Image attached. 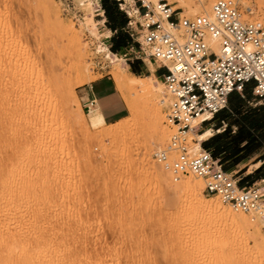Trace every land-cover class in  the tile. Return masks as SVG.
<instances>
[{"label": "rangeland", "instance_id": "obj_1", "mask_svg": "<svg viewBox=\"0 0 264 264\" xmlns=\"http://www.w3.org/2000/svg\"><path fill=\"white\" fill-rule=\"evenodd\" d=\"M113 1L116 2L115 5ZM168 1L172 3V8L185 6L187 8L186 11L183 12L185 16H192V13H188V10L192 12V9L196 6L198 9L199 7L201 8L194 0ZM95 3L96 2L93 1L90 5L87 3V0H82L83 5L80 0H0V18L2 17V21L7 20L11 23L6 30L9 31L5 33L11 35L12 39L17 38V42L19 41L15 43L14 40L13 42L15 44L13 47V44L10 43L9 45L11 46L8 44L2 46L0 57H7L17 51L13 48L21 49L20 47L28 46V49H32L31 53L34 54L35 51V54H37H32L34 56L32 58L34 64L39 66L42 63V57L38 55V53L39 51H45L47 55L44 53L43 56L42 53V56L47 58L48 61L50 60L51 64L54 63L53 65H57L59 63H65L68 68L71 67V72L74 70L75 66L79 65L81 66L79 73L86 76L91 75L94 80L102 76L109 77L112 80V69L117 63V66H120L119 68L124 75L131 72L134 73L130 68V65H132L137 71L134 75L142 78L146 75L151 76L150 74L152 73L148 71L147 67L152 69V64L143 53L141 52L139 54L141 59L135 58L136 52L134 51L140 50L138 42L134 40V38L138 37L135 34L136 24L134 20H136V18L133 16L129 17L124 11L127 10L128 6L124 5L120 8L116 0H98V6ZM186 3L187 5H185ZM207 3H203V6L209 11V3ZM253 3L259 9L258 17L264 18V0H253ZM66 4L68 5L67 9H65ZM106 6L109 11H107L108 9H106ZM89 17H92L98 33H90V31L92 32L94 30L92 23L88 21L90 19ZM109 17L111 19H109ZM128 21H131V26L128 24ZM117 23H120L121 27H117L116 30H113L112 26ZM70 27L74 29L79 39V46H84L83 48L79 47L83 54V57L80 59L76 55L75 48H70L66 43V35L64 34ZM125 35L128 37V41L124 40ZM11 36L8 37L11 39ZM116 42L123 43V48L111 50V47H114ZM19 45L20 47H18ZM33 49L35 50L33 51ZM108 51L119 57L120 61H116L112 55L110 56L111 58L107 56ZM67 71L70 73V70ZM69 73L67 72L64 75L58 76L57 80L63 83L65 80L73 79L75 76L74 72H72L73 74ZM155 77L157 80L154 81V84L158 85L159 88L157 103L161 109V113H163L162 125L163 128L167 129L169 128V124H166L164 120L167 99L162 81L157 76ZM93 81L73 85L72 93L68 90H62L61 95L63 104L64 102L67 103L65 112L63 111L64 114L67 112V115L65 114L64 116L65 119L61 121L58 119L62 116L60 112L57 115L58 120L56 122L47 115L48 117L45 116V119L47 118L46 120L49 122L47 121L46 125L43 122V128L41 126L38 127L40 128V133H38L39 135L36 138L39 139L33 144L32 149L39 154H41L40 152L45 154V151H48L50 157L48 165H29L23 168V170L25 168H27V170L22 173L26 175V177H33L43 170V166H47V169L49 166V171H56L57 169V173H53L52 171L53 175L52 173L50 175L51 180L48 179L49 182L51 181V184L54 183L52 184V189L55 191L54 198L53 196L50 197L51 200L48 198V202L47 199L45 201L44 198H42L44 201L39 200L40 203L37 202V205L40 207V210L47 211L50 208H64L63 213L64 215L66 213L65 217H68L67 219H69V222L72 221L70 224L78 226L79 230L77 229V231H79L80 236L82 235L79 238L87 240L86 243L91 245L89 253L96 252V250L98 251L99 249V251H110L118 258L124 257L127 254H133L134 257L137 256V259L133 258V260L136 261L139 258L143 260V264H147L148 262V264H174L175 261H173V258L169 257H175V249L176 247L177 249L179 248L176 238L178 234L169 226L175 224L174 226H179V236L184 243L188 240L189 242L193 241L191 238L197 241L201 240V249L198 251V257L196 259L200 264H264V205L256 214H245L247 216H252V220L255 221V227L258 231L254 233L252 227H231L228 225V222L226 221V223L220 216H211V214L205 215L203 213L198 214L196 217L189 216L184 210V207H186L184 201L190 198L181 194L179 197H181L184 205L180 204V206H178L172 201L175 199V197H172L174 194H172V192L168 193L165 188L163 189V187L159 185L161 184L160 180L154 179L152 176L151 178L150 176H145V178L142 176V148L147 141L148 143L151 142L149 141L148 133H146V122L148 117H146L147 113L144 111L147 106L144 104H147L148 101L145 97L139 96V98L136 97L135 99L138 111L140 109V113H138L136 117L132 118L129 111H126L124 114V117H126L125 120H121V122L117 123V125L123 123L128 124L129 128L127 132L129 136L127 134L125 137L123 136V138H104V140H102L103 144L100 145L98 142L99 138L96 136L99 134L98 129H91L90 133H86L74 125L76 119L80 120V110L83 112L79 99L80 90L84 85ZM148 82L152 85L151 81L148 80ZM11 87V85L5 87V91L3 87L5 93H1L3 94L1 95L3 98L1 97L2 100L0 99V156L1 158L4 157L5 160L13 159L16 156L14 155L16 152L19 156L21 151L23 152L25 148H27L24 146L22 147V139L32 135L30 131V133L27 131V127L18 122V115H20V113L22 115L23 113V116H25L24 114H26V112H24L25 110L21 109L20 106H17L18 104H15V84L14 87ZM122 98L125 100L123 96ZM73 99L75 101H73ZM162 99H164L163 102ZM76 101L78 102L76 103ZM138 106H140V108ZM60 109L62 111L63 107ZM83 113L85 120H87L89 114L86 112ZM50 121L54 124L50 123ZM48 123H50V125ZM16 126H19L18 128H20V130L17 129ZM206 127L212 128L211 135L205 140H202L200 146L202 147V143L211 138V149L215 152H217L218 148L224 150V152L220 154L215 153V158H219L225 166L229 167V170L240 178V181L244 179L246 174L256 170L255 166H252V163L259 161L260 164L258 165L262 166L264 164V99L254 96L249 87L241 94H232L231 99L228 100V109L207 124H204L201 128H196L195 132L201 133ZM23 130L25 132H23ZM173 131L174 130L171 131V134ZM25 133H27V135ZM145 134L147 135L146 138ZM17 137L19 138L17 139ZM195 138L193 134L189 133L187 135V145L192 153L197 152L191 147V143L195 141ZM39 140L40 143L38 142ZM167 141L168 139L163 144H166ZM85 144L90 147L87 149V145ZM92 144H94L93 147ZM150 144L151 151L149 156L151 162L158 166L162 173L164 172L168 175V181L171 183L181 182L182 184H186L187 177L191 175L199 180L201 186L200 192L203 195L211 197V199H217L223 207L238 213V211L233 210L230 205L222 203L217 195L206 193L203 190V180L196 178L192 174L186 175L179 181H172L170 173L167 172L166 169H163V164L153 159L152 152L156 149L154 144ZM44 146L46 147L44 148ZM84 147L86 150H84ZM43 149L46 150L43 151ZM249 164H252L248 169L250 172L245 173L242 171L243 169L241 168ZM9 166L10 165L6 163L4 166L5 169H3L4 172L2 171V173L5 174V171L10 168ZM30 166L31 168L29 169ZM263 173L264 168L261 167L258 174H253L254 178L252 180H243V182H248L250 184L254 183L256 187L261 188L264 186V180L261 179V176L264 175ZM58 176H63V178H65L63 181L64 184L62 181L57 182V180L56 183L55 181L53 182V178L58 179ZM57 183H61L60 185L58 184L59 188L56 187ZM5 184L4 182L2 185L1 194L4 195L3 198L5 200L11 195L13 196L6 200V202L8 201L7 203L12 204L11 207L13 206L14 209L18 207L17 209L19 210L20 207V210H23V207H26V203L27 207L31 203H28L29 200L32 201L31 199L34 200L39 194H42L41 191H39L40 188L33 190L34 192L29 191L27 193L23 190L20 191V187L17 185L15 186L13 182L9 184L13 190ZM4 185L7 188H5ZM131 187H135L134 192L131 190ZM3 189H5L4 192L8 189L10 193L6 191L7 193L5 192L6 194H4ZM147 189L148 193L145 192ZM14 190L15 192H13ZM261 192L264 194V189H261ZM59 197H62L60 198L61 200ZM52 200L54 201L53 203H51ZM20 203H22L21 205L23 206H21ZM43 205L48 209H44ZM39 207L37 208L38 210ZM181 208H183L184 211H181ZM68 211L69 213H67ZM182 212L185 213L182 215ZM185 214L187 215L186 218L184 217ZM240 219L238 218V221H241ZM80 226H82L81 229ZM254 239H256V241H254ZM166 252L167 255L165 254ZM168 254L169 257H167Z\"/></svg>", "mask_w": 264, "mask_h": 264}, {"label": "bare ground", "instance_id": "obj_2", "mask_svg": "<svg viewBox=\"0 0 264 264\" xmlns=\"http://www.w3.org/2000/svg\"><path fill=\"white\" fill-rule=\"evenodd\" d=\"M261 1H263V0H261ZM80 2L82 4V0H80ZM92 2H93L92 0H87V3L90 5ZM185 5H187V3ZM199 5L201 6V8L199 7V9H198V7L196 6L195 8L192 9V12L188 10V13H192L191 15H194V14L202 13V11H204L206 14H210L209 11L204 8L203 3H201ZM1 18H0V50H1V47L5 46L6 44H8V45H9V43L13 44L12 45V47H13L14 44L17 42L16 41L17 38L12 39L11 35H8L5 33V32L9 31V30L8 31H6V30H7L8 26L11 25V23L8 22L7 20L2 21ZM89 18H88L89 19L88 21L90 23H92V25H93L92 27L94 30L92 32L90 31V33H92V34H94L96 32L98 33L92 17H89ZM64 35H66V38H65L66 43L70 46V48L71 47L75 48L76 53H77L76 55L78 56V58L80 59L81 57H83L81 49H79V47H81V46H79L80 45L79 39L77 38V35H76L74 29L72 27L68 28ZM8 36H11V39ZM9 46H11V45H9ZM18 47H20V45ZM27 47L28 46L20 47L21 49L13 48L14 50H17V51H15L11 55H8L7 57H2V58L0 57V99L2 97L1 95H3L1 93H5L4 92L5 87L10 86V85L12 87H14V84H15L16 91H15V93L13 91V93L15 94L14 95L15 96L14 100L16 101L15 104H18L17 106H20V108L25 110L24 112H26V114H24L25 116H23V113H22V115H21V113H20V115H18V119H19L18 122L21 123L23 126L27 127L28 132L30 131L32 133V135H29L23 139L21 138L22 143H23V145L21 144L22 147L23 146L27 147V148H25V150L23 152L20 150L21 147L19 145L20 143L18 142L19 143L18 145L20 147L19 150L21 151V153L19 154V156L17 155L18 154L17 152H16L17 154L13 153L14 155H16L18 157L15 156L13 159L11 158L9 160L8 159L5 160L4 157H3L4 158L3 159L0 156V264H134V262H135V264L142 263L143 260H141L139 258H138V260H136L137 256L134 257L133 254H127L124 257L122 256V257L118 258L114 254H112L110 251H99L98 245H97L98 247L96 246L98 251L96 250V252L89 253V249H90L91 245L90 244L88 245V243H86L87 240H83V239L79 238L82 236V235L80 236L79 231H77V229L79 230V228H78V226H76L74 224H70L72 221L69 222V219H67L68 217L67 218L65 217L66 213H65V215L63 213L64 208H61V209H55V208L51 209L50 208L51 209L50 210L46 207L48 209L47 211H45V210L41 211L40 207L37 205V202H39V200H43L42 198H44L45 201L47 199V202L49 200H51L50 197L53 196V198H54L55 191H53V189H52V184H54V183L51 184V181L49 182V180H51L50 175H51L52 171H53V173L57 171V169H56V171H54V170L49 171L50 170L49 166H48L49 170L47 169V166H45V167L43 166V170H41L40 173L34 175L33 177H26V175H24L22 173L23 171L27 170V168H25L24 170H23V168L26 166H29V165H34V166L36 164H37V166L46 165V164L48 165V161L50 159V157L48 155V151H45L46 152L45 153L46 155H45L42 152H40L41 154L36 153V151L34 149H32L33 144L36 143L37 139H39V138H36L39 135L38 133H40V128H38V127L41 126L43 128V126H44L43 122L45 123V125L47 124L46 122L48 120H46L47 118L45 119V116L48 117L47 115H49V118H51V119L53 118V121H55V122L58 119L60 121L62 119H65L64 116L67 112L65 114H64V112H65V109L67 107L66 106L67 103L64 102V104H63V99H62V95H61L62 90H65V91L68 90L72 93L73 92V85H79V84H82L85 82H90V81H93L94 79L91 75L86 76V75H82L81 73H79L81 66L78 65V66H75L74 70L72 71V72H74V75H75L73 77V79L65 80V82H63V83L59 82L57 80V77L60 75H64L67 72L69 73V71H67V70H70L69 74H71L72 73L71 67L68 68L67 64H65V63H59L57 65H53L54 63L51 64L50 60L48 61L47 58L43 57L45 51L44 52L39 51V53H38V55H40L42 57V61H41L42 63L38 66L37 64H34V61H32V58L34 57L33 55L35 54V51H34L35 49H33V51H34V54H33V53H31L32 49L30 50ZM83 47H81V48H83ZM38 49H39V47H38ZM43 49H44V47H43ZM42 53H43V56H42ZM35 55H37V54H35ZM45 55H47V54L45 53ZM111 55L115 58L116 61L117 60L120 61L119 57H117L114 53H111L110 51H108L107 56L110 57ZM59 59H60V57H59ZM117 65H118V63H117ZM117 65H115L112 69V79L116 85L118 92L124 97V99H125L124 101L127 102L126 106L128 108L129 113L131 114V117L134 118L138 115V113H140V109L138 111L137 104H135L136 97L139 98V96H143L148 101L147 104H144L145 106H147V107H145L144 111H146L148 116L145 113L144 114L146 115V117H148V120L146 122V127H147L146 133H148L147 135L149 136L148 138H149V141H151V142L148 143V141H147L145 143V145H143V148H142V152H141L142 157L141 158H142L143 170L141 168V171L143 172V174H146V175L142 174V176H144V178H145V176H150V178L152 176L154 179L156 178L157 180H160L161 184H159V185L161 187H163V189L165 188L168 193L172 192V194H174L172 197H175V199L172 201H174V204H177L178 206H180V204L184 205V203H182L183 201L181 200V197H179L181 194L186 195L187 198H190V199H187V201H184L185 206H186V207H184V210L191 217H196L198 214H202V213L205 215L211 214V216H213V215L220 216L221 218H223L225 220V222L227 221L228 225H230L231 227H243V226L244 227H252L254 233L255 232L257 233L258 229L255 227L256 224H255V221L252 220V216H247V215H245V213H241V212L240 213L239 212L238 213L232 212L230 209L223 207V205H221V203L217 199H215V198L211 199V197H206L205 195H203L200 192L201 186L199 184L198 179H195L194 177H192L190 175L187 177L186 184H182L181 182L171 183L170 181H168V179H169L168 175H166L163 172L165 174V176H164L161 169H159L158 166L154 165V163L151 162V159L149 156V153L151 151V144L150 143L155 145L156 150L163 149V146H164L163 143L170 137V135H172L171 131L175 130V126L169 125L168 126L169 128H167V129L163 128V125H162V122H163V115L162 114L163 113H161V109L157 103V96L159 95V88H158V85L154 84V81L157 80L156 77L152 74H151V76H145L144 78L136 76L133 73H127L124 75L123 72L119 68L120 66H117ZM119 65H121V64H119ZM148 80L152 82V85L149 84ZM3 87H4V91H3ZM1 91H3V92H1ZM9 96H8V98H9ZM75 97H74V99H75ZM74 99H73V101H75ZM5 101H6V99H5ZM163 101H164V99H162V102ZM77 102L78 101H76V103ZM160 102H161V100H160ZM2 103H4V102H2ZM166 104H167V102H166ZM61 106L63 107L62 111L60 109V108H62ZM138 107L140 108V106H138ZM16 108H18V107H16ZM79 109H80V106H79ZM96 111L97 110L91 112L90 114H92ZM59 112L61 113L62 116L59 115L61 117H59L57 119V115ZM72 112H74V111H72ZM78 113H79V111H78ZM70 114H73V113H70ZM50 115H51V117H50ZM79 115H80V120L76 119L77 120L76 121L74 119L75 124L74 123H72V124L76 125L77 127H79L80 130H82L86 133H90L91 129H98L99 134L96 136H97V138H99L98 142L100 143V145L103 144L102 140H104V138H109V139H111V138L115 139V138H120V137L123 138V136L125 137V135L128 134L127 130L129 127H128L127 123L117 125V123L121 122V120L124 121L125 118L121 119L115 123H106V121H105V119L101 113H95V114L89 115L87 120H85L84 113L81 110H80ZM2 117H4V116H2ZM11 117H12V115H11ZM54 118H55V120H54ZM77 118H78V115H77ZM66 120H67V118H66ZM164 120L166 121L165 118H164ZM51 121H50V123L53 122V121L52 122ZM199 121H200L199 118L194 120L193 123L191 124V129L188 131V134L189 133L193 134V136L196 137L195 141H193L191 143L192 144L191 147H193V149L197 152H199V150L202 149V147L200 146V142L202 140H205L208 136H210L211 130H212V128L206 127L201 133H196L194 130V127L198 124ZM3 122H4V120H3ZM50 123H48V124L50 125ZM52 124H54V123H52ZM18 127H17V129L20 130V128H18ZM47 127H48V125H47ZM21 128H22V126H21ZM45 131H46V129H45ZM77 131H78V129H77ZM23 132H25V131L23 130ZM25 134L27 135V133H25ZM147 135L145 136V138L147 137ZM72 136H74V135H72ZM128 136H129V134H128ZM0 138H1V136H0ZM18 138L19 137H17V139ZM41 139H42V137H41ZM3 140H5V139H3ZM15 141H16V139H15ZM38 142L40 143V140ZM99 143H97V144H99ZM95 144H96V140H95ZM41 145H42V143H41ZM85 145H87V144H85ZM93 145L94 144H92V147H93ZM46 146H44V148ZM83 146H84V144H83ZM85 147H84V150H86ZM89 147L90 146L87 145V149ZM98 147H99V145H98ZM34 148H36V147H34ZM15 149H16V147H15ZM44 150H46V149H43V151ZM52 154H53V152H52ZM86 154H87V152H86ZM4 156H5V154H4ZM51 156H53V155H51ZM6 163H8V165H10L9 166L10 168L8 167L9 169L6 170L5 174H4V173H2V171L4 172L3 169H5L4 166L6 165ZM258 164H259V162H255L253 164V166H258ZM30 168H31V166L29 167V169ZM44 168H46V169H44ZM52 169H54V168H52ZM60 169H61V167H60ZM163 169H165V168L163 167ZM38 172H39V170H38ZM53 173H52V175H53ZM25 174H27V173H25ZM55 177H56V174H55ZM167 177H168V179H167ZM56 180H57V182H59V181L63 182L65 180V178H63V176L59 177L58 179L53 178V182L55 181V183H56ZM4 182L6 183L5 184L6 186H9V188H12V187H10L9 184L13 182V183H15V186L17 185L20 187L19 188L20 191L23 190L27 193L29 191H33V190H36L37 188H40L39 191H41L42 194L41 195L39 194L38 197H36V195H35L36 199H34V200L31 199L32 201L29 200L28 203L31 202L29 204L30 206L28 205V207H27V205H26L27 203H26L25 204L26 207L25 208L23 207V210H20L21 209L20 207H19V210L17 209L18 207L14 209L13 206L11 207L12 204L7 203L8 201L6 202V200H8L12 195L8 199L5 200L3 198L4 195L1 194V189H2V185L4 184ZM58 184L60 185L61 183H57L56 187L59 186ZM63 184H64V182H63ZM134 184H133V186H134ZM5 185H4V187H5ZM12 186H13V184H12ZM5 188H7V187H5ZM53 188H54V186H53ZM8 189L6 191H9ZM134 189H135V187L134 188L131 187V190H133V192H134ZM4 190L5 189H3V192H4ZM12 190H13V188H12ZM56 190H57V188H56ZM5 192H4V194L7 193V192L6 193ZM13 192H15V190ZM145 192L148 193V189L145 190ZM9 193H10V191H9ZM59 194H60V192H59ZM57 196H58V194H57ZM57 196H55V197H57ZM16 197H17V195H16ZM48 198H50V199L48 200ZM60 198H62V197H59V199ZM16 202H17V200H16ZM53 202L54 201L52 200L51 203H53ZM22 203H20V205ZM57 203H58V201H57ZM9 204H10V206H9ZM46 205H48V204H46ZM21 206H23V205H21ZM36 206L39 207V210L37 209L38 207H36ZM58 206H59V204H58ZM53 207H56V206H53ZM43 208L46 209L44 207V205H43ZM184 210H183V208H181V211H184ZM185 212H182L181 214L183 215V213H185ZM67 213H69V211ZM186 216L187 215L185 214L184 217L186 218ZM238 218L239 219L241 218L240 219L241 221H238ZM180 221H178V222H180ZM175 223H177V222H175ZM238 224H240V225H238ZM174 225L175 224H172L169 227L172 228L174 230V232H176L178 234L177 235L178 237H176V238L178 241L177 246H179V248L177 249V247H176V249H175L176 250L175 257H173V256L169 257V254L167 257L173 258V261H175L174 264H200L197 262L196 259L198 257L197 253L201 249V240L197 241L196 239L194 240L193 238H191L193 241H191V239H190L191 242H189V240H188L187 242L184 243L182 238L179 236L180 235L179 234V226H177V225L174 226ZM81 227L82 226H80V229H81ZM220 239H223V238H220ZM205 240H207V239H205ZM254 241H256V239H254ZM90 242H91V240H90ZM100 250H101V248H100ZM134 254H137V253H134ZM165 254L167 255V252ZM137 255H139V254H137ZM142 256H139V257H142ZM229 256H231V255H229ZM133 258H136L135 259L136 261H134ZM166 261H167V259H166ZM169 261H170V259H169ZM226 263H227V261H226Z\"/></svg>", "mask_w": 264, "mask_h": 264}, {"label": "built area", "instance_id": "obj_3", "mask_svg": "<svg viewBox=\"0 0 264 264\" xmlns=\"http://www.w3.org/2000/svg\"><path fill=\"white\" fill-rule=\"evenodd\" d=\"M116 1L136 18L134 40L140 50L134 51L135 58L141 59L142 52L163 69L158 78L167 99L165 123L175 130L163 149L152 152L153 159L173 181L192 174L203 180L206 193L233 210L256 214L264 205L261 189L254 183L240 186V178L224 169L210 149L190 152L187 135L194 120L200 119L194 130L201 128L228 109L229 96L246 86L264 99V18L258 17V7L253 0H194L208 2L210 14L185 16V6L172 8L168 0ZM82 108L87 114L97 110L96 98L85 99Z\"/></svg>", "mask_w": 264, "mask_h": 264}, {"label": "crops", "instance_id": "obj_4", "mask_svg": "<svg viewBox=\"0 0 264 264\" xmlns=\"http://www.w3.org/2000/svg\"><path fill=\"white\" fill-rule=\"evenodd\" d=\"M149 62L152 64V69L147 67L148 71L152 73L154 76L159 77L160 74L163 72V69L159 68L151 61ZM112 80L109 77H104V76L97 78L93 82L83 86V88L80 90V97H79L81 102V107L85 99L90 98L91 96L95 97L97 101V111L92 114L101 113L106 123H115L123 118H126L124 117V114L126 111H128L127 106H125L126 102H124L121 94L118 92L116 88L115 83H113L114 81ZM252 164H249L247 166L244 165L243 168H241L243 169L242 171H244L245 173H249L250 171H248V169ZM259 167L260 165L255 166L256 169H258ZM261 179L264 180V177H262ZM260 189H264V186H262Z\"/></svg>", "mask_w": 264, "mask_h": 264}, {"label": "trees", "instance_id": "obj_5", "mask_svg": "<svg viewBox=\"0 0 264 264\" xmlns=\"http://www.w3.org/2000/svg\"><path fill=\"white\" fill-rule=\"evenodd\" d=\"M113 4L115 5L116 4V2H114L113 1ZM106 9H108V7L106 6ZM107 11H109V9L107 10ZM108 15V14H107ZM109 19H111L110 17H109ZM113 27V30H116V28L117 27H121V25H120V23H117V24H115L114 26H112ZM124 40H126V41H128L129 39H128V37L125 35L124 36ZM123 46H124V44L123 43H119V42H116V45L113 47H111V50H114V49H116V50H118V49H121V48H123ZM116 47V48H115ZM130 68H131V70L134 72V73H137V71L133 68V66L132 65H130ZM247 87H249L250 88V86H246L245 88H244V90H243V92L244 91H246V88ZM250 90H251V88H250ZM232 94H235V93H232ZM231 94V95H232ZM231 95L229 96V99H231ZM224 111H226V109H223V110H221L217 115H215V118L217 117V116H219V114H221V113H223ZM223 121V120H222ZM211 139V138H210ZM210 139H207L206 141H204L203 143H202V147L203 148H206V149H210L211 151H212V155H213V157H215V153H218V154H220V153H222V152H224V150L223 149H221V148H218L217 149V152H215L213 149H211V140ZM219 150V151H218ZM221 162V161H220ZM222 163V162H221ZM222 166H223V168L224 169H229V167H227V166H225L223 163H222ZM230 166H233V165H230ZM261 167L262 168H264V164L262 165V166H260L258 169H256L254 172H252V173H249V174H246V176L244 177V179L243 180H252L253 178H254V173H255V175L256 174H258L259 172H260V170H261ZM264 174V173H263ZM262 177H264V175L263 176H261V178ZM243 180L242 181H239V185L240 186H244V185H247V184H250V183H248V182H246V183H244L243 182Z\"/></svg>", "mask_w": 264, "mask_h": 264}]
</instances>
